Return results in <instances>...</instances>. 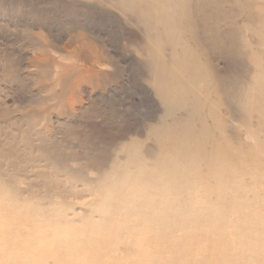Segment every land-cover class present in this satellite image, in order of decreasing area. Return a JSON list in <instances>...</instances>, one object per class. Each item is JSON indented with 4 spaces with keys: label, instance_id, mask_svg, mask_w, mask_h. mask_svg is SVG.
<instances>
[{
    "label": "rangeland",
    "instance_id": "374dc122",
    "mask_svg": "<svg viewBox=\"0 0 264 264\" xmlns=\"http://www.w3.org/2000/svg\"><path fill=\"white\" fill-rule=\"evenodd\" d=\"M201 1L0 0V264H264V0Z\"/></svg>",
    "mask_w": 264,
    "mask_h": 264
},
{
    "label": "bare ground",
    "instance_id": "6f19581e",
    "mask_svg": "<svg viewBox=\"0 0 264 264\" xmlns=\"http://www.w3.org/2000/svg\"><path fill=\"white\" fill-rule=\"evenodd\" d=\"M206 2V3H205ZM204 1H201L202 3V7L200 5V9H204L206 7L209 8V6L212 4V1L211 0H205ZM160 96L164 97L163 101L168 103V104H171L172 103V100H168L171 95H172V91H169V89L167 88H163L162 90H160L159 92ZM191 133L189 134V131H183L179 134V139L177 141H175L174 144H171V147H172V150L169 152V151H165L162 155V157L160 158V161H164V162H168V166L166 168V174L165 177L161 180L159 178V175L157 173L159 172H152L150 171L148 173V171H146V173L142 170V168H140V171L139 173H142L144 174L143 175V179H146L145 180V184H147V187L148 188H152V193H155L154 194V197L156 200L158 201H162L163 199V196L164 195H167L166 193H168V190L167 188H169V192L171 193L172 189L174 188V185L177 184V178L178 176H180L182 179H185V176H186V171H187V163L185 165H183L180 170H176V163H175V159L180 157V155L184 156L186 159L190 160V158L192 159V162L188 161V165L190 167H193L195 166L193 164V161L194 159H199L200 156H202V151H201V148H196V149H191L190 151H187L185 152L184 150V145L187 141H189L191 139ZM217 162H215L214 164H216ZM199 164V163H198ZM194 168V167H193ZM211 170V169H210ZM214 170H211L210 172L213 173ZM177 177V178H176ZM148 179L150 181H152V185H148ZM264 179V170H260L258 173H257V180L258 182H260L261 180ZM215 180L217 181V178H215ZM162 182H164V184H167L169 186H167L165 189H161L162 187ZM203 183V186L204 187H207V190H213L214 192L216 191L217 194H221V192L224 190L223 187L219 184L218 185V188L215 190L214 187H211V185L206 182H202ZM163 184V185H164ZM173 186V187H172ZM200 186V183L197 182V180H195V182H192V183H188V184H184V187H186L188 190H194L193 188H196V187H199ZM212 191V192H213ZM213 192V193H214ZM135 193V192H134ZM13 203L16 201L14 200H11ZM142 202L140 201V206H141ZM109 206H113L114 207L116 206V204H108ZM121 204H119L118 206H120ZM116 210V207L114 208V211ZM211 212V211H210ZM208 214V217H209V221H211V218L210 216H213V218H215V214L216 213H219L220 211H215L213 212L214 214L210 213ZM114 212H112L113 214ZM217 215V214H216ZM111 216V215H110ZM204 217V216H203ZM129 218V217H128ZM106 219V222L105 224H108V218H105ZM129 221L128 220V224H125L124 223V226L123 224H121V226L119 227V229L116 231V235L118 237V239H121V240H117V241H107V242H104V244L102 245L103 247L106 246L107 249H112V247L114 248L115 244H118V243H125L130 251H133L135 252L136 254H139L141 251L139 249H137V242L135 241V238L138 236L137 233L135 231H132V226L131 224H129ZM66 223V222H65ZM65 223H62V224H65ZM141 223V222H139ZM138 223V224H139ZM38 227V226H36ZM205 227H210V228H215L217 230H221V226L219 223H211ZM198 229H200V227H198ZM31 230L34 231V229L31 228ZM38 231V229H37ZM188 232H190L191 230L187 229ZM147 238L148 240H144L143 242V254H147V252H149V250L153 247H157V246H154L155 243H157V241L154 239V237H157L159 233H164V232H159V229L158 228H153L151 229V227H149L147 229ZM78 233L76 232H72L70 233V240L73 241L74 239L76 240V237L78 238L77 236ZM166 236H168L169 234H166ZM181 240L178 241V243H180ZM73 244L75 245H78L79 244V241H76L74 242ZM76 252L77 249H76ZM87 251H82L81 253H76V255L78 256H81V261L83 262L84 261V254L86 253ZM141 255V253L139 254ZM216 264H218V262L216 261Z\"/></svg>",
    "mask_w": 264,
    "mask_h": 264
}]
</instances>
